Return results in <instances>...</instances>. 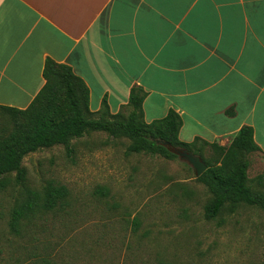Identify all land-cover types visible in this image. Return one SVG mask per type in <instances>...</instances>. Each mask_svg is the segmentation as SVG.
Segmentation results:
<instances>
[{"label":"crops","instance_id":"1","mask_svg":"<svg viewBox=\"0 0 264 264\" xmlns=\"http://www.w3.org/2000/svg\"><path fill=\"white\" fill-rule=\"evenodd\" d=\"M46 57L72 67L96 111L145 92L146 122L173 109L179 139L228 145L253 130L264 164V0H0V105L25 108ZM230 110L231 113H227Z\"/></svg>","mask_w":264,"mask_h":264},{"label":"rangeland","instance_id":"2","mask_svg":"<svg viewBox=\"0 0 264 264\" xmlns=\"http://www.w3.org/2000/svg\"><path fill=\"white\" fill-rule=\"evenodd\" d=\"M129 142L96 131L71 141V153L58 144L27 154L26 185L52 182L68 195L15 233L9 222L24 190L10 175L0 188V264H264V210L226 204L205 219L211 195L191 166L178 156L127 153ZM199 146L205 158L213 154ZM248 157L253 167L255 153ZM262 172L264 164L248 176L264 192Z\"/></svg>","mask_w":264,"mask_h":264},{"label":"trees","instance_id":"3","mask_svg":"<svg viewBox=\"0 0 264 264\" xmlns=\"http://www.w3.org/2000/svg\"><path fill=\"white\" fill-rule=\"evenodd\" d=\"M42 76L43 85L25 108L0 105V116L6 119L0 120V188L10 183V175L14 172V182L22 185L24 190L22 200L11 213L9 225L13 232L18 233L25 220L30 221L38 214L55 209L68 195L64 185L52 182L41 190L28 187L23 158L31 152L58 144L64 145L67 153H71V141L96 131L128 138L127 153L176 157L157 142L162 140L199 155L207 168L196 179L211 195L204 205L207 220L216 218L226 204L230 211L239 203L264 210V192L253 189L247 174L248 155L259 150L251 127L243 126L225 146L199 137L184 142L178 136L182 120L175 110L170 109L165 116L151 122L145 121L142 109L145 92L140 87L130 89L126 114L122 110L112 114L105 96L98 110H90L89 88L68 64L46 57ZM198 140L212 148L213 154L209 158L200 153ZM256 182L257 185L264 184V172L256 175ZM101 191L104 193L105 189Z\"/></svg>","mask_w":264,"mask_h":264},{"label":"water","instance_id":"4","mask_svg":"<svg viewBox=\"0 0 264 264\" xmlns=\"http://www.w3.org/2000/svg\"><path fill=\"white\" fill-rule=\"evenodd\" d=\"M157 142L164 145L170 152L178 156L179 159L187 162L191 166L196 177H198L207 168L203 159L191 150L185 147L174 146L167 141L157 140Z\"/></svg>","mask_w":264,"mask_h":264}]
</instances>
